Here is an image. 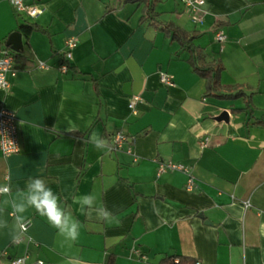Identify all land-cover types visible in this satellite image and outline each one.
<instances>
[{
  "label": "crops",
  "instance_id": "1",
  "mask_svg": "<svg viewBox=\"0 0 264 264\" xmlns=\"http://www.w3.org/2000/svg\"><path fill=\"white\" fill-rule=\"evenodd\" d=\"M25 2L44 12L27 18L0 0V49L19 32L31 54L27 68L16 63L10 87L0 90V107L15 114L19 139L17 153L0 152V186H11L9 196L0 195L9 224L0 229V264L16 257L44 264H162L169 256L195 264H264V0H205L196 24L181 0L155 4L159 21L194 36L204 62L221 64L217 90H242L247 109L241 98L205 97L188 50L142 21L141 6ZM26 24L39 28L27 38L20 30ZM217 31L226 37L222 44L214 39ZM69 38L77 45L61 73ZM37 61L49 68L37 69ZM160 73L174 85H161ZM133 96L140 98L134 113L128 107ZM223 111L227 120L216 121ZM70 124L78 131L66 132ZM93 131L109 144L122 132L126 142L119 151L97 150L88 142ZM160 161L187 167L193 189L186 191L184 173L156 176ZM30 178L43 179L80 221L76 241L29 208L26 230L13 242L8 201L21 199L18 190ZM85 194H94L114 219L81 214L73 198Z\"/></svg>",
  "mask_w": 264,
  "mask_h": 264
},
{
  "label": "built area",
  "instance_id": "2",
  "mask_svg": "<svg viewBox=\"0 0 264 264\" xmlns=\"http://www.w3.org/2000/svg\"><path fill=\"white\" fill-rule=\"evenodd\" d=\"M11 8L18 15L25 16L27 18H36L44 12V7L35 3H26V0H8ZM186 13H188L192 23H201L200 13L205 5V0H181ZM214 39L219 44L225 42V35L217 31L214 35ZM77 40L75 38H69L64 43V50L62 53V62L59 65V71L65 73L68 69V62L71 60L72 51L76 48ZM14 52L8 48L0 49V90H7L10 87L8 78L13 77L17 71L14 66ZM36 68L41 70H47L49 66L42 61H37ZM160 84L165 87H172V77L166 73L159 74ZM140 101V98L133 96L129 103V109L134 113L135 104ZM16 117L13 112L4 110L0 107V152L3 156H7L19 151V139L16 128ZM126 142V136L122 132L114 133L110 138V145L112 152L119 151L123 144ZM206 145V140L201 144ZM126 152L131 153L130 149H126ZM167 171H178L187 175V181L185 184L186 191H191L194 187V179L189 174L187 167L180 164L171 162H158L156 176H159ZM249 205L246 203L245 205ZM27 224L24 223V231ZM23 231V232H24ZM17 240L15 243H17ZM8 264H44L42 260L27 261L26 257H16L9 260Z\"/></svg>",
  "mask_w": 264,
  "mask_h": 264
},
{
  "label": "clouds",
  "instance_id": "3",
  "mask_svg": "<svg viewBox=\"0 0 264 264\" xmlns=\"http://www.w3.org/2000/svg\"><path fill=\"white\" fill-rule=\"evenodd\" d=\"M56 129V126H53ZM68 133L78 131L74 124L65 128ZM88 142L93 144L97 150L111 151L109 141L99 132L93 131L88 137ZM11 186H0V195L9 196ZM21 199L8 201L11 207V215L15 219V230L10 235L13 242L21 239L24 231V213L34 209L39 215L46 218L47 222L55 228L66 240L76 241L80 234L81 223L71 212L67 211L61 204L60 196L41 178H30L26 188L18 190ZM73 203L79 205V211L84 215L95 214L98 221L110 222L114 219L113 212L102 203H98L94 194H85L73 198ZM5 210L0 208V229H7L8 219L4 216Z\"/></svg>",
  "mask_w": 264,
  "mask_h": 264
},
{
  "label": "trees",
  "instance_id": "4",
  "mask_svg": "<svg viewBox=\"0 0 264 264\" xmlns=\"http://www.w3.org/2000/svg\"><path fill=\"white\" fill-rule=\"evenodd\" d=\"M156 1L157 0H122V2L124 3H131L137 6H141L142 21L147 22L148 25L164 33L165 36L170 37L171 40L176 41L181 47H185L188 50L190 54L188 63L191 65L192 69L196 73H198L205 81V97L213 95L220 98H241L243 99L245 108H249V96L244 94L242 90H236V92L231 95L223 94L217 90L220 87L218 75L222 70L221 64H219L218 62H204L201 50L197 46H194L192 44L194 36L184 32L172 23H164L159 21L158 13L155 12ZM37 29L39 28L32 24L22 25L20 27L21 33L25 38H27L31 34V32ZM27 46V44H24L21 51L13 54L14 66L16 63H20V68H27V65L31 63V54ZM245 108L232 109L231 112H238L240 110H245ZM162 264H195V261L184 256H169L164 258Z\"/></svg>",
  "mask_w": 264,
  "mask_h": 264
},
{
  "label": "water",
  "instance_id": "5",
  "mask_svg": "<svg viewBox=\"0 0 264 264\" xmlns=\"http://www.w3.org/2000/svg\"><path fill=\"white\" fill-rule=\"evenodd\" d=\"M5 47L9 48L12 52L18 53L22 50V43H21V34L19 32H13L11 33L6 41H5ZM216 121H226L227 120V112L223 111L221 114L216 117Z\"/></svg>",
  "mask_w": 264,
  "mask_h": 264
},
{
  "label": "rangeland",
  "instance_id": "6",
  "mask_svg": "<svg viewBox=\"0 0 264 264\" xmlns=\"http://www.w3.org/2000/svg\"><path fill=\"white\" fill-rule=\"evenodd\" d=\"M157 7H158V10L160 9L159 7H160V5H157Z\"/></svg>",
  "mask_w": 264,
  "mask_h": 264
}]
</instances>
